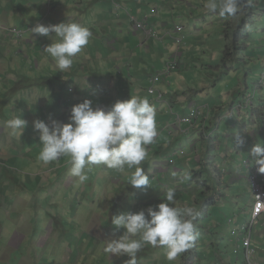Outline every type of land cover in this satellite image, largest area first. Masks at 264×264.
<instances>
[{
	"label": "rangeland",
	"instance_id": "1",
	"mask_svg": "<svg viewBox=\"0 0 264 264\" xmlns=\"http://www.w3.org/2000/svg\"><path fill=\"white\" fill-rule=\"evenodd\" d=\"M252 1L251 8L257 17L246 35L249 34L250 38L254 35L261 37L264 28L260 29V27L264 26V21L260 16L264 8L261 5L259 12L256 11L259 2L258 0ZM178 2L180 5H177L175 1L167 0H155V3H152V7L158 9L157 20L163 24L168 23L170 26L182 25L185 37V44L181 48L182 65L177 71L162 78L161 82H164L161 83L163 99L158 103L167 101L168 95L175 93L182 99L190 98L194 106L210 105L211 116L219 119L216 108L221 107L222 110L225 108L228 114L227 95L237 85V77L242 76L239 79L243 81L245 74L247 84L250 86L249 91L238 101L242 104L244 100L251 99L253 103H256L261 96L262 99L260 98L259 102L264 103V88L254 90V84L258 82L264 70L261 64L251 66L249 71H245L236 61H232L227 66V70L220 68L225 48L222 32L224 25L229 23L230 17L222 18L218 14L208 12L205 8L207 0H178ZM241 8L243 10L244 7L240 6V10ZM5 9L2 17L13 18L10 3ZM21 11L29 13L25 9ZM59 14L51 13L56 16V19ZM244 15H246V10L244 14L237 13L232 16V21L248 20L249 17H244ZM78 16L81 21H86L85 13H78ZM86 23L93 34L95 24L88 20ZM83 26L86 27L85 24ZM17 28L21 29L25 35L31 33V31L26 32V28L19 24ZM8 29L10 27L7 28L0 24V55H6L5 80L0 82V101L5 102L0 107V264H125L129 257H116L103 251L107 241L118 238L124 231L111 224L112 217L121 212L136 213L149 206L155 207L164 200V194L169 188L175 190L176 206L198 209L200 215L194 221L195 231L198 234L197 239L191 249L180 254L174 261L166 259L163 247L146 245L137 253V264H247L245 248H242L244 257L239 258L238 248H232L229 243L230 240L238 238V232L231 233V231L236 228L240 218L239 215L233 217L236 215L231 205L234 192L229 194L224 186L218 185L215 180L217 176L214 177L213 169L206 164L207 154L204 156V164H198L192 172L191 170H179L181 165L178 160L191 154L190 145L193 142L197 151L202 149L200 140L193 133L178 139L169 135L168 132L161 133L163 142L153 147L161 152V161L151 163L149 159H145L143 162L146 163L142 162L141 166L149 178V185L140 189L133 188L128 183L134 168H125L123 171L115 170L110 175L103 172V165L86 167L84 171L87 180L81 183L78 178L74 180L70 177L73 184L70 183L68 174L48 172L49 167H56L55 165L61 162L57 160L44 164L38 160L41 145L38 132L34 131V121L41 120L46 124H50L51 120L69 123L70 108L82 103L85 99L92 101L93 107H96L92 92L88 89L80 90L78 77L73 76L72 80L64 78V73L77 71L73 73L80 74L77 69L81 67L82 60L87 57L88 50L84 48L74 57L71 68L63 73L57 72L54 61L49 57L34 65H40L42 77H44L43 70L46 73L52 72L51 78H42L37 81L17 80L14 75L10 74L17 70L12 69L14 65L11 58L13 57L8 56L13 48L8 43L12 36ZM34 41L40 42L42 49L51 43L49 38L43 36H39L38 39L35 37ZM18 50L24 51L22 48ZM166 57L168 54L165 55L162 52L158 66L163 67ZM33 67L31 68L33 75H39V69ZM145 69H148V66ZM229 71H232L230 75H228ZM147 74L148 72L145 77ZM29 75L32 76L31 73ZM231 77H235V80L234 83L229 84ZM71 88L73 93L69 92ZM144 88L145 80L138 87H131L130 90L122 93L120 97L123 98H119L118 101L127 100L131 96L149 100L151 97L147 95ZM34 96H39L44 100H38ZM237 99L238 95H235V100ZM33 103L37 104L32 106ZM174 109L169 112L172 120L178 115L184 116L183 113L177 111L176 105ZM158 110L161 111L160 106ZM240 112V116L235 119L239 127L228 129L225 124L231 117L224 115L220 116L219 131L216 132L217 142L220 143L217 148L222 151H225L223 147L227 142L223 136L227 134L232 137L227 146L234 160L235 174H240L237 167L242 160L247 159L246 148L251 146L248 139L244 137L242 127L250 131L251 125L248 119L252 117L264 128V121L259 117L256 118L251 108L242 107ZM165 114L168 116L167 113ZM15 116H20L21 119L27 121L21 136L18 133L10 135V130L5 127V121ZM165 135L168 136V140L164 139ZM237 135L244 144H236ZM1 136L4 140L7 138L6 144L2 143ZM174 139L176 141L172 142ZM259 142L264 141L259 140ZM149 149L152 147L148 145L147 152L150 151ZM181 149L184 150L185 155L180 154ZM218 151L212 149L209 161L216 159L215 169L220 171L224 168L223 163L226 157L221 155L218 158ZM163 161L177 163L175 166H168L167 173H152L154 165L163 167ZM148 165L151 168H148ZM68 166H71L69 161ZM93 172L103 174L105 181L115 179L120 183L116 186L115 201H113L114 190L111 187L107 189L104 181L96 179V174ZM49 179L54 182V188L48 185ZM195 180L198 184L193 182ZM88 181H94L87 184L92 190L84 198L79 199L75 187H79L77 184H84ZM96 186L98 189L95 188ZM103 189L110 195L98 198L101 195L100 190ZM50 191L55 192L57 196L51 198ZM233 191H238L237 185ZM94 193L95 203L88 204V196ZM245 193L246 189L243 185L240 199L245 197ZM238 203L240 206L241 201ZM77 211L82 213L80 218ZM229 219L232 220V224H229ZM243 221L242 218V223ZM252 261L254 262L253 259Z\"/></svg>",
	"mask_w": 264,
	"mask_h": 264
},
{
	"label": "crops",
	"instance_id": "2",
	"mask_svg": "<svg viewBox=\"0 0 264 264\" xmlns=\"http://www.w3.org/2000/svg\"><path fill=\"white\" fill-rule=\"evenodd\" d=\"M13 1L15 0H0V12H2V14H0V24H3L7 28H9L10 19L9 17L3 18L2 16L3 12L6 10L5 8H7L9 3L12 5L13 13L16 12L15 7L13 6ZM167 1H175L177 5H180L178 0ZM34 3L35 5L33 6ZM152 3H155V0H26L23 5L29 12V19L23 21V23H18L20 26L26 28V32H29L31 28L36 24L46 26L57 25L62 22L67 23L68 19H70L69 22H81V25L83 26V24H85L88 29H90V26L86 23V21L88 20L90 23H94V33L92 34L88 45L85 47V49L88 50L86 52L87 57L82 60L81 67L77 69L80 74L73 73L77 71L68 72L64 73V78L72 80L73 76L78 77V85L80 86V90L84 91L88 89L89 91H91L94 95L93 101L95 103V106L106 109L111 107L112 102H116L119 98H123L120 97L122 93H124L126 90H130L131 87H138L143 83L144 80V90H146L147 93V88L151 86L150 77L157 72L159 73V70H164L166 63L171 56V52L174 51L173 49H171V44L169 45L168 42L164 47L162 46V44H159V42L153 39L145 41L141 32H132L131 20L129 19L128 13L132 14L139 22H144L146 19H148V23L153 26L157 32H159L160 36H162L163 34H167L171 30V28H173V26H170L168 23L163 24L157 20L156 16L158 15V9L152 7ZM261 5H263L264 8V0L259 1L258 8H260ZM52 12H54V15L60 13L58 15V19H56V16L51 15ZM81 12L86 14V21H81L80 17L78 16V13ZM41 14L42 17H39ZM260 18L262 19V21H264V11L261 12ZM262 28H264V26L260 27V29ZM225 33H229L225 31L222 32L226 46V39L224 36ZM8 43L13 46L12 51L8 56L13 57L11 58V61L14 65L12 69L17 70V72L12 71V73H10L12 76L14 75L15 79L37 81L41 80L42 78L45 79L48 77H52V72L48 71L46 73L45 70L42 71L44 76L42 77L40 65H34V63L43 61L45 58H49V56L46 52L43 51L42 48H40V42L38 43L34 41L31 33H27L26 35L24 34L20 39L12 35L10 36V40ZM244 43L246 44V46H244L243 51H240L237 54V58L239 60L234 59L237 64L244 68L245 71H249L251 66H257L258 64H261V66L264 68V29H262L261 37L254 35V37L250 38L247 35V39ZM18 48H22L24 51H19ZM13 51L17 53L15 54ZM162 52H164L165 55L168 54V57L165 58L163 67H160L158 66V64L161 60ZM5 61L6 55H0V82L5 80ZM147 66L148 69H145V67ZM32 67L39 69V75H33V71L31 70ZM147 72L148 74L145 77V74ZM263 72L264 70H262V73ZM30 73L32 74V76L29 75ZM231 73L232 71H229L228 75H230ZM16 74H20V76H16ZM232 77L229 81V84L234 83L235 77ZM240 77L242 76L239 75L237 77V85L227 95L228 101L226 107L228 109V114H226L225 108L224 110H222L221 107L216 108L218 110V118H220V116L229 114L232 115V113L234 114L231 119H228L229 121L225 124V126L230 130L239 127L238 123L235 120L236 117H239L241 114V109L238 110V106L241 101L238 100L249 91L250 87L247 84V75L245 74L243 76V81L239 79ZM161 83L164 82H161L160 79L157 83V89L160 92L163 91ZM72 91L73 90L71 88L69 92L73 93ZM147 95L149 94L147 93ZM235 95H238L237 100H235ZM150 97L151 98L148 101L156 111V125L158 134L155 138L156 140H154V142L149 145L152 147V149H149L150 151L148 152L146 159H149L151 163H158L159 161H161L162 155L161 152L154 149L153 147L157 143L163 142V140H161V135L164 133L162 132H164L166 124L172 121V116L169 115V112L173 110L174 106L176 105L177 111L185 115L189 107L194 102H192L190 98L182 99L175 93L168 95V100L161 101L160 103H158L155 97ZM35 98L38 100H44L40 99L39 96ZM260 98L261 96L259 97V99ZM259 99L256 103L252 104L249 109L251 108V111L256 118L259 117L264 121V103L261 101L259 102ZM16 102L19 103L20 101ZM4 103L5 102L0 101V107H2ZM36 104L37 103H33L32 106H35ZM159 106L161 108V111L158 110ZM204 106H208L209 111L205 114V116H202L200 118L197 126L194 129H191L192 127L184 128L185 126L182 128L183 130L191 129L189 136L191 135V133H193V135L195 134L202 144V149L200 151H197L196 146L193 142L190 145L191 154L185 155L184 158L178 160V163H180L179 165H181V169L179 170H191L192 172L198 164H204V156L207 154L208 161L206 164L210 169H213L214 177L217 176V179L215 180H217L218 185L224 186L227 189V193L229 194H232L234 192V195L231 199V203L233 204L231 205L232 210L235 211L234 214L236 215H233V217L239 215L240 218L238 217L239 223L235 228L236 230L234 229L231 231V233L238 232V238L237 240H235V238L230 240L229 243L231 244L232 248H238L237 256L239 258H243L244 251L242 252L243 244L241 242V236L243 234V228L249 221L248 211L252 203V198L250 197L247 184L248 169L244 167L241 162L237 167L240 174H235L234 160L231 156L230 149L227 146L232 137L227 134L223 136L225 139H227L226 145L225 147H223L225 151L219 150L217 148V146L220 145V143H218L216 139V132L219 131L220 127L219 124L217 126L218 128H215V124H217L218 119H215L211 116L212 113L210 111V105L202 104V111ZM165 113H167L168 116ZM248 123H250L251 125L249 127V129L251 130L247 131L245 129L246 127H242V129L244 137L248 139V141L251 143V146L243 148H246V153L248 154L247 158H249L250 156V159L253 160L252 156L250 155V149L255 143L259 142V140L264 141V128H262L259 123L255 122L252 117H249ZM202 126H204L205 128L204 133H206V137L198 136L199 128H201ZM175 133L176 132L171 135L175 136V138L178 139ZM208 136H210V138H208ZM6 139L7 138H5L4 140L1 136V140H3L2 143L6 144ZM164 139L168 140L169 138L167 135H165ZM175 141V139L172 140V142ZM212 149H214L215 151L219 150L217 154L218 158H220L221 155H225L226 157L223 163L224 168L220 171H217L215 169L217 167L216 159L209 161V159L211 158ZM163 154H165V152H163ZM59 160L61 163L55 165L56 167H49L48 172L68 174L70 183L73 184V181L70 179V177L72 176H70L69 170H67L70 167L68 166L69 159L67 157H61ZM143 163L145 164L146 162ZM175 163L170 161H163V167L154 165L151 172H156V174L167 173V167L175 166ZM214 163L216 164L215 166ZM148 168H151V166L148 165ZM102 170L104 173L110 175L115 171V169H107L104 166ZM93 174H96V179L98 178L104 181V185L107 187V189L111 187L114 190L113 201H115L116 186L120 183L115 179L105 181V179H103V174H100L98 172H93ZM72 178L76 180V178ZM48 181V185L54 188V182H52L51 179H49ZM92 182L94 181H88L80 185L77 184L79 187H75V190L79 199L84 198L86 194L92 190L87 186L88 183ZM193 182L195 184H198L197 180ZM236 185L238 186V191H233ZM243 185L246 189V195L245 197H241L240 199ZM95 188L98 189L97 186ZM197 188L199 187L197 186ZM100 191L101 195H99L98 198H105V195H110L109 193H107V191H104V189ZM49 194L51 198L57 196L55 192L52 191H50ZM94 198L95 193L91 196L89 195L88 204H94ZM239 201H241L240 206L238 205ZM77 213L80 218V216H82V213H80L79 211H77ZM242 218L244 220L243 223ZM229 224H232V220L230 219ZM89 229H91V227ZM250 249L253 252L252 259L254 260V263L264 264V217L258 218L254 223L250 234Z\"/></svg>",
	"mask_w": 264,
	"mask_h": 264
},
{
	"label": "clouds",
	"instance_id": "3",
	"mask_svg": "<svg viewBox=\"0 0 264 264\" xmlns=\"http://www.w3.org/2000/svg\"><path fill=\"white\" fill-rule=\"evenodd\" d=\"M252 4V0H207L205 4L208 12L218 14L222 18L230 17V21L224 25L223 31L229 33L230 38L228 42L226 41V46L229 45V47H232L234 40L240 36L241 44L238 42L236 48L241 46V49L236 52L235 60H239L237 54L243 51L244 46H246L244 42L247 35L249 36L246 33L256 21L257 16L256 13L252 12ZM240 6L244 7L243 10L242 8L240 10ZM258 9L257 7L256 11ZM244 10H246L244 17H249L248 20L232 21V16L237 13L244 14ZM128 15L132 27L136 23H144L153 30V33L146 34L143 30L134 31L132 29L133 33L141 32L145 41L153 39L164 47L167 42L169 45L171 44V49L175 47L164 70L150 77L151 86L147 88V93L150 96L155 97L157 101L162 100L163 93L157 89V83L166 75L177 71L182 65L181 48L185 44L184 27L175 25L167 34L160 36L159 32L148 23V19L144 22H138L132 17V14L128 13ZM69 21L70 19L67 20V23L62 22L48 26L38 24L30 30L33 38L43 36L51 40V43L43 51L54 61L57 72L61 73L71 68L73 58L83 51L92 37L91 31L87 27ZM176 26L182 27L180 33L176 31ZM225 26L228 28L226 29ZM14 32L18 39L24 35L23 31L14 30ZM50 33H54V35H50ZM176 54H178L180 64L175 70L167 72V65ZM261 75L258 82L254 84L255 91L264 88V86L257 87ZM151 90L154 91L153 94L150 93ZM159 94L162 95L161 99L158 98ZM252 104L254 103L251 99H246L242 104L239 103L238 110L242 107L249 108ZM192 108L198 109L199 112L198 118L191 128L194 129L200 118L209 111V108L204 106L202 111L201 106L192 104L184 116H187ZM69 112V123L51 120L50 124H46L41 120L34 121V131L38 132L39 144L41 145L38 153L40 162L48 164L59 160L61 157H69L71 165L69 174L78 178L81 183L87 180L84 171L86 167L103 165L107 169L123 171L127 166L129 169L134 168V172L128 181L129 185L136 189L149 185V178L141 165L148 155L147 146L156 140L158 132L156 111L147 98L131 96L127 100L116 101L106 110L93 107L92 101L85 99L82 103L73 105ZM233 115V113L232 115L229 114V117ZM175 119L176 117L165 126L164 131L168 132L169 135L174 133H169V126L174 123ZM220 121L221 117L215 124V128H218ZM26 125L27 121L21 119L20 116L5 121V127L10 130V135L18 133L21 136ZM191 129H188L186 135H181L177 131H175V135L178 138L187 136ZM204 129V126L199 128V137H206ZM236 144H243V140L238 135L236 136ZM181 151L184 150L181 149ZM250 155L253 160L250 159V156L249 159L245 160L254 162L258 166L257 172L264 175V143H255L250 149ZM245 160H242V164ZM248 190L252 198L248 211L249 217L254 199L249 187ZM175 196V190L169 188L164 194V200L155 207L149 206L136 213L121 212L113 216L111 224L124 231L118 238L106 242V246L103 248L104 253L116 257L127 256L129 259L125 264H137V253L146 245L163 247L168 261L176 260L180 254L191 249L198 235L195 231L194 221L200 213L195 207L176 206Z\"/></svg>",
	"mask_w": 264,
	"mask_h": 264
},
{
	"label": "built area",
	"instance_id": "4",
	"mask_svg": "<svg viewBox=\"0 0 264 264\" xmlns=\"http://www.w3.org/2000/svg\"><path fill=\"white\" fill-rule=\"evenodd\" d=\"M175 29L179 33L182 31L181 26H176ZM133 30L134 31L143 30L146 34L153 33V30L149 29L144 23H136L135 26L133 27ZM179 64H180V59L178 57V54H176L173 56V59L168 63L167 72L175 70L176 68H178ZM262 86H264V75L261 76L257 87H262ZM150 93L153 94L154 91L151 90ZM158 98L161 99L162 95L159 94ZM198 115H199L198 109L192 108L187 116H177L174 123L171 126H169L170 127L169 133L177 131L181 135H186L188 129L183 130L182 126L192 127L196 122ZM180 153L181 155H185L184 151H181ZM243 166L249 170L248 187L250 189L254 201L251 209V215L249 216V221L243 228L241 242L243 244V247L245 248L246 263L255 264L251 260L253 252L250 249V234L255 221L260 217H264V186L262 184V182L264 181V175L259 174L257 172L256 169L258 166L255 165L254 162H251L250 160L243 161Z\"/></svg>",
	"mask_w": 264,
	"mask_h": 264
},
{
	"label": "trees",
	"instance_id": "5",
	"mask_svg": "<svg viewBox=\"0 0 264 264\" xmlns=\"http://www.w3.org/2000/svg\"><path fill=\"white\" fill-rule=\"evenodd\" d=\"M25 1L26 0H15V1H13V6L15 7L16 12L13 13L14 14L13 18L9 17V19H10L9 32L13 33V36H15L14 30L21 31V29L17 28V26L19 24L18 22L23 23V21L29 19V13H27V12L25 13L24 11H21L22 9L27 10V8L23 5L25 3ZM35 3H36V1H35ZM35 3L33 4V6L35 5ZM11 11H12V5H11ZM39 17H42V14ZM225 27H226V29L228 28L227 26H225ZM224 36H225L226 41L228 42V40L230 38L229 34L225 33ZM239 37L240 36H237V38L234 40V44H233L232 47H229V45H227L224 48L223 55H222V60H221V64H220V68H223V69L227 70V66L232 61H234L236 52L239 49H241V46L240 47L238 46V48H236L238 42H239V44H241L240 40H239ZM237 39H238V41H237Z\"/></svg>",
	"mask_w": 264,
	"mask_h": 264
},
{
	"label": "bare ground",
	"instance_id": "6",
	"mask_svg": "<svg viewBox=\"0 0 264 264\" xmlns=\"http://www.w3.org/2000/svg\"><path fill=\"white\" fill-rule=\"evenodd\" d=\"M184 126H182V128H183ZM185 127H188V128H190V126H185Z\"/></svg>",
	"mask_w": 264,
	"mask_h": 264
}]
</instances>
